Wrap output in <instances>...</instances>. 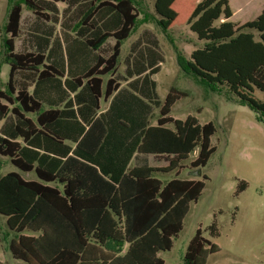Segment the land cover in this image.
Returning a JSON list of instances; mask_svg holds the SVG:
<instances>
[{"label": "trees", "instance_id": "1", "mask_svg": "<svg viewBox=\"0 0 264 264\" xmlns=\"http://www.w3.org/2000/svg\"><path fill=\"white\" fill-rule=\"evenodd\" d=\"M22 1L36 16L32 49L17 50L23 7L14 4L5 27L8 92L0 90V155L19 170L0 176V213L16 233L12 256L23 264H165L159 252L173 247L209 179L203 168L217 150L215 124L171 115L188 91L171 87L158 98L154 76L165 56L149 30L117 75L122 42L140 14L134 0ZM180 1L154 0L167 34ZM194 2L188 26L205 43L189 59L178 54L180 66L206 87L225 88L264 122V10L239 25L230 0ZM195 152L190 165L202 178H181ZM139 155L166 164L131 166ZM172 171L168 181L155 175ZM247 187L241 180L235 194ZM210 233L220 234L216 220ZM218 251L199 228L184 264H207Z\"/></svg>", "mask_w": 264, "mask_h": 264}, {"label": "rangeland", "instance_id": "2", "mask_svg": "<svg viewBox=\"0 0 264 264\" xmlns=\"http://www.w3.org/2000/svg\"><path fill=\"white\" fill-rule=\"evenodd\" d=\"M134 1L140 14L130 36L122 42L117 75H125L126 58L135 40L145 30L153 32L165 56L160 72L154 76L158 98L164 101L171 87L188 91V96L175 103L171 115L185 119L193 114L203 124L212 121L217 129L212 136V144L217 150L203 168V173L209 177L206 186L200 199L191 203L183 229L173 238V247L160 251L159 256L165 260V264H184L188 244L196 231L202 228L204 236L219 247L218 252L209 255L207 264H264V122L258 120L256 113L247 105L229 100L225 88L206 87L180 66L178 54L189 59L191 53L205 43L188 26L194 0H181L177 4L179 16L169 34L162 30L155 19L154 0ZM17 3L23 7L17 50L32 49L28 32L36 22L35 14L22 0H0V90L6 92L10 65L5 60V40L9 36L5 27L11 8ZM230 4L234 12L232 20L237 24L255 18L247 10V0H230ZM64 7L66 5L61 3L60 8ZM257 95L263 96L260 91H257ZM158 115L159 109L156 108L154 121ZM196 155L197 152L184 161L186 166L181 170V178H202V173L195 175L194 171L198 170L190 165ZM144 163L155 166L166 164L153 156L139 155L131 166ZM12 170L18 168L8 157L0 155V176ZM22 174L28 179H37L35 172ZM155 175L164 181L177 176L176 171ZM241 180L247 181L248 187L236 195ZM215 220L220 231L217 237L210 233V226ZM25 233L32 234L30 231ZM14 237L16 233L10 230L7 217L0 213V260L4 264H23L11 254L9 245Z\"/></svg>", "mask_w": 264, "mask_h": 264}, {"label": "crops", "instance_id": "3", "mask_svg": "<svg viewBox=\"0 0 264 264\" xmlns=\"http://www.w3.org/2000/svg\"><path fill=\"white\" fill-rule=\"evenodd\" d=\"M247 10H249L251 14H254L256 18L264 10V0H247ZM108 106H109V102H103L102 109L105 110Z\"/></svg>", "mask_w": 264, "mask_h": 264}, {"label": "water", "instance_id": "4", "mask_svg": "<svg viewBox=\"0 0 264 264\" xmlns=\"http://www.w3.org/2000/svg\"><path fill=\"white\" fill-rule=\"evenodd\" d=\"M201 173H202V170H201V169L198 170V171H194V174H195V175H201Z\"/></svg>", "mask_w": 264, "mask_h": 264}]
</instances>
